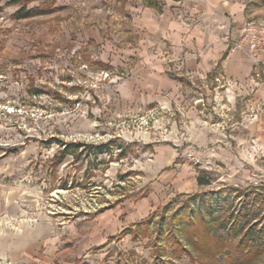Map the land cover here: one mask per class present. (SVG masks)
<instances>
[{"label":"rangeland","instance_id":"obj_1","mask_svg":"<svg viewBox=\"0 0 264 264\" xmlns=\"http://www.w3.org/2000/svg\"><path fill=\"white\" fill-rule=\"evenodd\" d=\"M6 3L0 236L24 253L0 263L264 264V102L174 76L134 23L145 0H28L23 20ZM246 9L264 24V0Z\"/></svg>","mask_w":264,"mask_h":264},{"label":"crops","instance_id":"obj_2","mask_svg":"<svg viewBox=\"0 0 264 264\" xmlns=\"http://www.w3.org/2000/svg\"><path fill=\"white\" fill-rule=\"evenodd\" d=\"M157 1L159 11L141 7L134 23L147 43L156 44L157 56L161 50L169 53L174 76L213 77L237 96L252 91L253 102H264V83L259 82L264 79V55L252 60L246 48H233L248 22V0ZM159 62L155 63L157 70L162 69ZM162 78L170 77L164 74ZM13 241L0 236V260L21 259L24 252L14 250Z\"/></svg>","mask_w":264,"mask_h":264},{"label":"trees","instance_id":"obj_3","mask_svg":"<svg viewBox=\"0 0 264 264\" xmlns=\"http://www.w3.org/2000/svg\"><path fill=\"white\" fill-rule=\"evenodd\" d=\"M6 1H7L6 5L17 7L16 11L13 13V18L16 20L29 19V18L36 17L42 14L41 10L39 9H35V8L28 9L27 7L28 0H6ZM172 1L178 2L181 0H172ZM1 2L2 0H0V4ZM145 6L149 8H153L156 11H159L161 4L157 0H145ZM0 11H1V6H0ZM168 75L170 78H173L171 74H168ZM197 182L199 185H207V183L201 180L200 177L197 178ZM175 218L177 219V223H178L177 230L185 232L187 234L188 232H191V233L194 232V234L192 233L191 236L188 235L189 236L188 238L191 241L193 240L194 235L197 236L198 238L199 236H202L200 240L202 243H206L208 239L210 240V242H212V247H211L212 251H217L218 249L223 248L222 239L218 236H215L212 233V231L209 229V226H208L209 224L205 222L204 220L197 218L195 215H192L191 218L183 216L181 215V212H179V214L176 215ZM137 225H140V224H137ZM127 234L131 235L132 232L129 231V229H126L120 234V236L127 235ZM250 235H252L251 232L247 234L246 238H249ZM193 244L195 246H198V242L192 243V245ZM198 247L201 250L204 249L202 246L201 247L198 246Z\"/></svg>","mask_w":264,"mask_h":264},{"label":"built area","instance_id":"obj_4","mask_svg":"<svg viewBox=\"0 0 264 264\" xmlns=\"http://www.w3.org/2000/svg\"><path fill=\"white\" fill-rule=\"evenodd\" d=\"M234 49H247L249 57L253 60L259 55H264V24L253 21L246 22L241 36L233 45Z\"/></svg>","mask_w":264,"mask_h":264}]
</instances>
